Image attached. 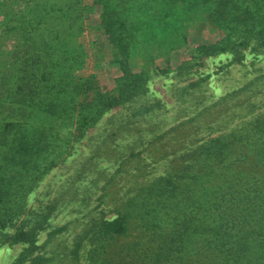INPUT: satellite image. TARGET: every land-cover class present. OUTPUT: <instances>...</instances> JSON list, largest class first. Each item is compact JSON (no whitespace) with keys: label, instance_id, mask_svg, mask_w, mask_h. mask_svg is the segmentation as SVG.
<instances>
[{"label":"trees","instance_id":"16d2710c","mask_svg":"<svg viewBox=\"0 0 264 264\" xmlns=\"http://www.w3.org/2000/svg\"><path fill=\"white\" fill-rule=\"evenodd\" d=\"M193 13L216 37L173 63ZM90 25L117 68L109 88L83 72ZM245 50H264V0H0V245L23 244L10 264L52 259L37 242L62 229L48 231L56 201L27 198L104 113L128 104L142 115L155 105L140 100L154 73L181 75L220 53L236 62ZM149 51L166 53L163 69ZM104 216L73 237L80 264H264V110L193 142Z\"/></svg>","mask_w":264,"mask_h":264},{"label":"rangeland","instance_id":"374dc122","mask_svg":"<svg viewBox=\"0 0 264 264\" xmlns=\"http://www.w3.org/2000/svg\"><path fill=\"white\" fill-rule=\"evenodd\" d=\"M182 34L185 39L169 53L173 63L195 44L216 37L199 13L189 16ZM82 42L87 55L83 72L94 73L103 88L111 87L117 68L110 63L109 45L91 25ZM243 53L236 62L227 53L203 57L201 66L181 75L154 73L140 98L155 103L148 112L130 117L128 104L110 109L73 145L71 155L43 176L27 203L36 207L56 201L48 231L62 229L48 238L47 230L40 232L37 242L43 244L40 252L52 258L48 264H80L68 250L90 218L101 213L112 217L132 188L163 172L190 144L233 129L264 110V50ZM149 55L153 66L165 67L166 53ZM146 60L142 53L131 62L140 66ZM22 247L0 245V264H10Z\"/></svg>","mask_w":264,"mask_h":264}]
</instances>
